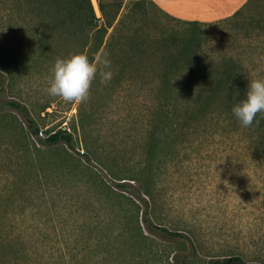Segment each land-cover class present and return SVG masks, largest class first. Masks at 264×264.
<instances>
[{
    "label": "rangeland",
    "instance_id": "374dc122",
    "mask_svg": "<svg viewBox=\"0 0 264 264\" xmlns=\"http://www.w3.org/2000/svg\"><path fill=\"white\" fill-rule=\"evenodd\" d=\"M93 3L100 17L97 0ZM145 10L134 25L144 30L145 45L104 49L112 79L101 83L97 76L86 102L48 94L54 63L69 57L68 49L51 59L47 52L44 61H23L22 72L12 70L17 76L9 80L11 87L6 83L0 91V104L18 100L29 113L0 110V264H152L144 245L131 237L138 222L157 264H175V255L192 253L190 264L231 256L264 264V158L247 156L220 116L184 130L175 126L167 143L162 132L169 154L161 158L150 196L136 183L148 205L126 193L137 208L101 187L100 179L120 192L115 176L136 177L152 161L146 149L158 116L159 80L168 52L179 42L198 50L202 70L228 60L247 85L264 78V0L196 30L148 5ZM22 32L19 27L3 43L0 39L1 60L4 42L18 48ZM23 51L15 50L18 59H29L30 51ZM178 71V87L188 95L190 78L182 65ZM31 121L38 136L29 130ZM60 130L72 134V144L46 146V138ZM146 215L180 237L149 232Z\"/></svg>",
    "mask_w": 264,
    "mask_h": 264
},
{
    "label": "trees",
    "instance_id": "16d2710c",
    "mask_svg": "<svg viewBox=\"0 0 264 264\" xmlns=\"http://www.w3.org/2000/svg\"><path fill=\"white\" fill-rule=\"evenodd\" d=\"M254 1L256 0H249L240 11L229 19L240 16ZM97 2L101 13L100 17L96 12L93 0H0L1 42L9 34L16 31L18 33L19 27L25 31V33L22 32L24 38L20 39L17 44L18 48H9L8 44L10 43L4 42L7 46H5L6 49L3 52L5 60L0 59V91L6 89V83L11 87L9 80L17 76L12 70L22 72L23 66L20 65L23 61L27 63L34 58L44 61L47 52H51L48 57V59H51L58 55L60 50L68 49L71 51L67 53L69 56L73 53H83L90 61L95 62L98 56L102 57L104 55L101 53L104 49H112L116 45L125 47L132 44L136 48H141L145 45L142 38L144 30L134 25L138 24L137 16L139 13L146 11L147 5L161 15L182 21V23L188 24L195 30L199 26L207 25L196 21L177 19L162 10L152 0H97ZM20 21H28V25L26 27L20 26ZM7 29H10L11 32H8ZM182 45L184 46L182 47ZM16 49H23V55L30 51L29 59L26 60L23 57L18 59L20 53L17 55ZM175 50L168 52V62H166L165 70L159 80L158 116L156 117L157 120L154 119L156 120V123H154L155 131L151 133L146 149L147 156L152 158V161L148 162L144 170H141L136 177L115 176L113 179L121 182L116 185L121 190L120 192L108 187L100 179L101 187L106 193L113 194L122 201L126 199L137 208L139 206L138 202L125 194L128 193L133 197H137V199L148 205V201L141 196L138 184L142 187L143 193L150 196L149 189L151 190L152 183L156 182L159 177L163 164L161 158H165L169 154L165 149V139L162 132L164 135L166 134L167 143V135L175 126L184 130L188 125L199 124L202 121L212 120L220 116L222 122L226 123L224 125L228 126L230 132L233 133V138L236 137L241 142V150L247 156L264 158V114H258L252 126L242 127L231 110L234 104L244 99L247 90V84L244 82L243 77L238 74L237 64L222 60L217 64L215 70L208 69L210 71L208 72L200 67L197 60L198 50L195 48L191 50L190 45L179 42ZM59 57L64 58L66 56L61 55ZM180 65L190 78L187 80L189 84L186 85L187 87L192 86L186 88L189 91L188 95H186V90L179 89V83L176 80ZM184 81L182 84L185 83ZM7 107L10 110L20 111L28 117V108L18 100L0 104V110ZM49 107L50 105L45 106L43 111H46ZM29 130L34 136L39 135V128L32 121L29 122ZM157 133H160V135ZM72 141V134L60 130L55 134H50L44 143L46 146H55L60 143L71 145ZM83 170L88 171L87 168ZM136 183L138 184L136 185ZM138 215L139 211L136 213V221L139 219ZM144 223L146 229L153 234L175 239L180 237L176 232L156 226L148 215L144 217ZM131 237L144 245V250L148 252L146 255L149 256L150 262L157 264V258L153 254L152 247L148 248L147 245L148 236L144 234L139 222ZM194 257L195 253L190 255L177 254L174 256V263L190 264ZM1 258L3 259V256ZM168 264L173 263L168 262ZM209 264L262 263L247 262L240 256H231L212 259Z\"/></svg>",
    "mask_w": 264,
    "mask_h": 264
},
{
    "label": "clouds",
    "instance_id": "9594fccd",
    "mask_svg": "<svg viewBox=\"0 0 264 264\" xmlns=\"http://www.w3.org/2000/svg\"><path fill=\"white\" fill-rule=\"evenodd\" d=\"M97 76L101 83L112 79L111 60L107 54L90 61L83 53L57 58L52 68L48 94L65 102H86ZM232 113L242 127L253 125L258 114H264V78L250 79L244 99L232 106Z\"/></svg>",
    "mask_w": 264,
    "mask_h": 264
},
{
    "label": "crops",
    "instance_id": "0c3cea01",
    "mask_svg": "<svg viewBox=\"0 0 264 264\" xmlns=\"http://www.w3.org/2000/svg\"><path fill=\"white\" fill-rule=\"evenodd\" d=\"M169 15L202 24L218 23L240 11L249 0H152Z\"/></svg>",
    "mask_w": 264,
    "mask_h": 264
}]
</instances>
